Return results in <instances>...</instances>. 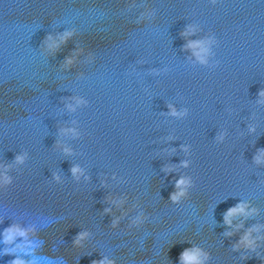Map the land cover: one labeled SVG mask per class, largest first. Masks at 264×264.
I'll return each mask as SVG.
<instances>
[{
    "label": "water",
    "instance_id": "obj_1",
    "mask_svg": "<svg viewBox=\"0 0 264 264\" xmlns=\"http://www.w3.org/2000/svg\"><path fill=\"white\" fill-rule=\"evenodd\" d=\"M262 91L264 0H0V264H264Z\"/></svg>",
    "mask_w": 264,
    "mask_h": 264
},
{
    "label": "clouds",
    "instance_id": "obj_2",
    "mask_svg": "<svg viewBox=\"0 0 264 264\" xmlns=\"http://www.w3.org/2000/svg\"><path fill=\"white\" fill-rule=\"evenodd\" d=\"M70 35V34H69ZM65 39H67V35L65 36ZM203 42L201 41H196L193 42L191 44L192 47H200L201 48V52H207V48H204L202 46ZM198 56H200V53H197ZM200 58L203 60L204 57L200 56ZM69 63H71V60L69 61ZM261 95L264 96V91L261 92ZM173 113L175 114V109H173ZM66 151H68L66 149ZM18 160L23 159L22 157H17ZM257 159H259V157H257ZM186 163V162H185ZM80 169L78 167H73L72 171L73 173L78 172ZM186 183V181L182 178L180 181H178L177 186L179 187L181 184ZM183 193L177 194V193H173L172 195V199L176 200L178 199V196L181 195ZM247 210V206L244 203H240L238 205H236L235 207L229 208L227 213L225 214V220L227 223L231 224V217L235 214L238 213H246ZM106 211H110L106 210ZM253 211H255V209H253ZM17 235H26V231L22 228H20L19 226H13L9 229L6 230L5 232V241L6 242H11L14 240V238ZM87 235V233L85 232H81L79 234V237L76 240V243L79 244L81 239H83V237H85ZM240 243L245 244L246 247L252 248L253 250L256 248V240L254 238H251V230H249L248 233H246L242 238ZM6 252L8 251L7 249L5 250ZM181 262L182 264H201V253L199 249H186L182 254H181ZM12 264H25V261L22 259L17 258L16 260H14L12 262ZM93 264H114L113 261L108 260L107 258H105L104 260H99V261H94Z\"/></svg>",
    "mask_w": 264,
    "mask_h": 264
}]
</instances>
